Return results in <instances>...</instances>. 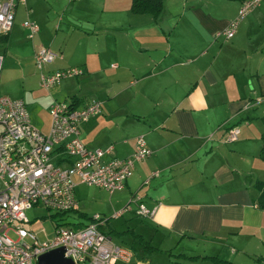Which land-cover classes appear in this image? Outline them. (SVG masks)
Segmentation results:
<instances>
[{"label": "crops", "instance_id": "1", "mask_svg": "<svg viewBox=\"0 0 264 264\" xmlns=\"http://www.w3.org/2000/svg\"><path fill=\"white\" fill-rule=\"evenodd\" d=\"M34 1L39 2L26 1L22 11L31 9ZM93 1L100 10L101 30L110 33V96L100 99L76 91L62 101L76 107L102 102L104 113L78 125L80 139L89 148L113 146L114 156L123 158L143 135L151 150L135 164L124 189L110 194L113 208L139 195L146 208L154 209L152 217L144 218L132 203L123 215L125 226L120 231L110 226L112 238H128L127 244L113 241L132 252L130 260L118 264H163L159 259L165 264H203L212 262L208 256L229 263L236 255L231 247V259L222 257L225 244L247 253L248 247L262 248L264 211L256 197L257 185L264 181V1L240 20L231 39L214 34L237 15L240 1L163 0L156 17L132 13L131 0ZM41 2L49 7L48 0ZM93 18L87 13L82 20L95 24ZM14 22L0 43L3 52L9 48L13 54L20 28H25L23 22L21 27ZM39 47L25 57L34 58ZM78 68L88 75L103 72L91 71L86 63ZM50 104L43 128L50 124ZM107 114L110 118L103 119ZM29 116L32 123L30 110ZM101 124L108 126L105 139H99ZM234 126L237 139L226 142ZM154 172L157 175L144 184ZM134 234L157 250L144 254L134 247ZM210 242L220 248L210 252Z\"/></svg>", "mask_w": 264, "mask_h": 264}, {"label": "built area", "instance_id": "2", "mask_svg": "<svg viewBox=\"0 0 264 264\" xmlns=\"http://www.w3.org/2000/svg\"><path fill=\"white\" fill-rule=\"evenodd\" d=\"M26 1L0 0V39L9 34L17 6ZM263 1L242 0L237 15L217 31L215 37L232 38L240 20ZM23 26L28 29L30 38L39 31L34 22L24 21ZM55 57L54 52L43 46L35 52L34 63L40 70V87L44 89H50L65 77L83 74L78 67L42 72L43 66L53 62ZM2 62L0 44V71ZM101 111L100 100L83 107L53 101L49 106V127L42 131L32 125L21 98L0 93V264H37L39 255L56 248H64V257L74 264H118L132 258L129 248L115 243L112 236L101 229L109 218L99 214L90 216L84 223L79 222L75 228L56 223L53 237L41 242L32 228L24 226L31 223L25 211L34 206L55 213L76 210L78 184L99 187L109 194L124 189L135 164L151 154L143 135L135 138L132 154L123 158L114 156L113 146L89 148L85 145L78 125ZM238 134L236 127L229 129L225 141H235ZM155 175L157 172L144 180V184ZM132 203H137L139 216H153L154 209L146 208L139 195H134L113 217L129 212ZM10 233L16 239H12Z\"/></svg>", "mask_w": 264, "mask_h": 264}, {"label": "rangeland", "instance_id": "3", "mask_svg": "<svg viewBox=\"0 0 264 264\" xmlns=\"http://www.w3.org/2000/svg\"><path fill=\"white\" fill-rule=\"evenodd\" d=\"M38 1H34L31 9L27 8L22 11L25 6L19 5L18 7L14 24L21 27L24 20L33 21L39 26V31L30 38L28 29L20 28L18 33L19 47L16 53H11L9 48L3 52L0 93L20 97L27 103L33 125L47 130L48 127H43H46L48 120L47 107L53 100L67 102L69 101L68 95L76 91H81L82 94L85 93L89 96H98L100 99L110 96L111 65L110 39L108 38L110 33L101 30L102 25L98 23L100 10L95 7L93 0H48L49 4L46 3L49 7L41 0ZM87 13L94 17L95 24L83 22L82 19ZM38 46L48 48L57 54L53 62L43 66L42 72L46 73L48 69L63 70L70 67H80L81 63H86L91 71L102 68L103 72L65 77L50 89H44L39 86L40 70L37 69L34 58L25 57L31 48L35 49ZM106 101L110 100L106 99ZM102 111L104 113L103 107ZM108 118H110L109 114L103 117L105 120ZM99 130V139L102 137L105 139L108 134V126L101 124ZM111 195L102 188L79 184L77 188L79 204L76 210L52 217L51 215L55 214V211H48L42 206H34L25 211V215L31 223L24 226L32 228L38 234V240L41 242L45 238L51 239L53 237L56 223H63L68 227L75 228L79 222L88 221L86 218L80 217V214L83 213L88 217L99 214L101 217L109 218L108 224L101 228L106 233L109 232L110 226L120 231L125 226V222L122 220L124 216L115 218L113 214L123 205L119 209L113 208ZM10 237L16 239L12 233H10ZM124 238L128 239L113 235L114 240L127 244ZM258 246H260L259 243ZM224 247L225 250L221 253L222 257L231 259V247H234L236 256L233 258L234 262L221 264H264V261L259 258V255L264 254V246L262 248L261 246L260 248L248 247L246 248L248 253L231 244H225ZM206 248H211L209 251L212 252L215 251L213 248L220 247L217 243L210 242ZM161 257L163 258V256ZM194 260L198 259L195 258ZM159 261L165 264L162 259ZM181 262L183 261L181 260ZM201 262L189 261L188 263L200 264ZM203 264L215 263L206 262Z\"/></svg>", "mask_w": 264, "mask_h": 264}, {"label": "trees", "instance_id": "4", "mask_svg": "<svg viewBox=\"0 0 264 264\" xmlns=\"http://www.w3.org/2000/svg\"><path fill=\"white\" fill-rule=\"evenodd\" d=\"M230 1H242V0H230ZM163 8V0H131V5H130V11L134 14H150L154 17L158 16L160 14V12L162 11ZM5 37H2L0 39V43L4 42ZM262 121L264 123V117L262 118ZM262 141H263V146L261 149V157L264 159V132L261 136ZM257 197H256V205L259 209L264 211V181H261L258 183L257 185ZM64 213H55L53 215H51L52 217H56L58 215H62ZM80 217H84L86 219H89V217L86 214L81 213ZM110 230L108 232V234H110ZM135 237V243H134V247L135 246H139L140 249L143 251L144 254L147 253H151L152 251H156L157 249L153 246H151V244L144 240L140 235H136L134 234ZM170 253V252H169ZM183 256L185 258L188 259H195L196 257H192V256H186L183 254H179L177 257ZM207 259H209L212 262H216V263H224L225 261L217 258L216 256H211V257H206ZM142 259V258H141ZM261 259V258H260ZM264 261V256L261 259ZM228 263V262H225Z\"/></svg>", "mask_w": 264, "mask_h": 264}, {"label": "water", "instance_id": "5", "mask_svg": "<svg viewBox=\"0 0 264 264\" xmlns=\"http://www.w3.org/2000/svg\"><path fill=\"white\" fill-rule=\"evenodd\" d=\"M64 248H56L47 251L37 258V264H74L69 258H65Z\"/></svg>", "mask_w": 264, "mask_h": 264}, {"label": "bare ground", "instance_id": "6", "mask_svg": "<svg viewBox=\"0 0 264 264\" xmlns=\"http://www.w3.org/2000/svg\"><path fill=\"white\" fill-rule=\"evenodd\" d=\"M240 3H241V2H240ZM260 4H261V3H260ZM239 7H240V6H239ZM257 7H258V6H257ZM244 18H245V17H244ZM227 24H228V23H227ZM238 24H239V23H238ZM226 26H227V25H226ZM230 39H231V38H230ZM235 127H236V126L232 127V129L235 128ZM236 128H237V127H236ZM237 129H238V128H237Z\"/></svg>", "mask_w": 264, "mask_h": 264}]
</instances>
